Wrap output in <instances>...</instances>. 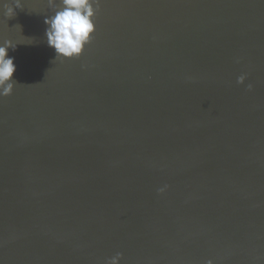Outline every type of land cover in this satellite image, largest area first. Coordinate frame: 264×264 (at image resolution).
<instances>
[{"label": "water", "instance_id": "water-1", "mask_svg": "<svg viewBox=\"0 0 264 264\" xmlns=\"http://www.w3.org/2000/svg\"><path fill=\"white\" fill-rule=\"evenodd\" d=\"M21 2L0 264H264V0H96L54 62L55 9Z\"/></svg>", "mask_w": 264, "mask_h": 264}, {"label": "clouds", "instance_id": "clouds-1", "mask_svg": "<svg viewBox=\"0 0 264 264\" xmlns=\"http://www.w3.org/2000/svg\"><path fill=\"white\" fill-rule=\"evenodd\" d=\"M0 3L9 5L3 10L9 18L16 15V9H22L21 0H12L11 3L0 0ZM95 3L96 0H48L49 7L55 9L44 19L46 43L55 53L53 62L58 58L71 60L82 55L95 32L94 16L98 9L94 7ZM17 45L12 40L0 42V97L11 95L17 84L13 79L16 71L14 58L8 55L9 49L15 50ZM244 79L241 76L237 82ZM251 87L248 86L249 90ZM121 258L122 254L117 253L107 264H119Z\"/></svg>", "mask_w": 264, "mask_h": 264}]
</instances>
